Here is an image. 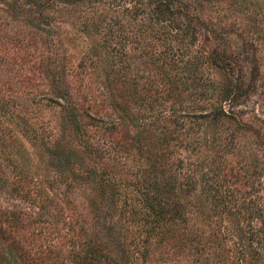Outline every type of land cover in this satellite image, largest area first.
<instances>
[{
    "label": "trees",
    "instance_id": "obj_1",
    "mask_svg": "<svg viewBox=\"0 0 264 264\" xmlns=\"http://www.w3.org/2000/svg\"><path fill=\"white\" fill-rule=\"evenodd\" d=\"M57 1L83 6V32L95 38L77 70L63 74L62 119L69 133L54 147L53 163L58 169L66 165L75 178L79 174L92 199L107 186L127 198L117 204V220L102 231L78 224L73 203H68L66 240L73 243L68 264H135L117 258L114 245L97 241L116 240L124 220L136 240H220L216 230L206 232L199 224L201 211L218 223L228 222L238 240H246L236 222L239 216L229 212L231 201L223 189L228 173L220 167L222 158L216 164L207 137L216 120L236 118L244 86L229 74L241 65L239 51L248 46L237 43L233 49L224 37L230 31L246 36L258 29L259 20H244L234 0ZM210 72L218 80H208ZM71 88L81 93L77 100ZM173 136L185 144L187 166L173 156ZM21 214L9 217L0 210V241L10 240L9 248L22 254L19 264H56L31 255L29 243L19 242L38 239L33 230L44 224L35 213ZM237 255L226 264H243L245 254Z\"/></svg>",
    "mask_w": 264,
    "mask_h": 264
},
{
    "label": "rangeland",
    "instance_id": "obj_2",
    "mask_svg": "<svg viewBox=\"0 0 264 264\" xmlns=\"http://www.w3.org/2000/svg\"><path fill=\"white\" fill-rule=\"evenodd\" d=\"M234 2L237 8L241 6L238 10L244 20L256 18L259 27L246 36L230 31L224 37L233 49L237 43L248 46L246 52L239 51L241 65L229 74L244 86L236 103V118L216 120L208 131L207 145L217 154L216 164L222 158L220 167L228 173L223 189L231 201L229 212L239 216L236 222L246 240H238L228 222L218 223L201 211L199 224L206 232L216 230L220 240H136L131 224L124 220L116 229V240L97 241L114 245L115 256L126 262L226 264L243 252V264H264V0ZM85 10L57 0H0V210L9 217L19 212L21 217L25 213L38 215L44 222L33 230L38 239L19 242L29 243L31 255L40 254L56 264H68L66 257L73 244L66 240L69 202L78 224L89 231H102L111 220H117V204L127 199L123 192H113L108 186L92 199L79 174L75 178L66 165L58 169L53 163L54 147L69 133L62 119L66 97L60 88L63 74L77 70L83 52L95 38L83 32L79 21ZM206 77L218 80L212 72ZM97 85L92 87L101 99ZM76 90L70 89L74 100L81 95ZM161 114L168 117L165 110ZM171 141L175 142L173 156L187 166L185 144L175 136ZM73 162L79 167L78 157ZM190 207L195 214L197 209ZM190 217L194 220V215ZM10 243L0 241V264H19L22 254L9 248ZM251 255H258V260L250 259Z\"/></svg>",
    "mask_w": 264,
    "mask_h": 264
}]
</instances>
